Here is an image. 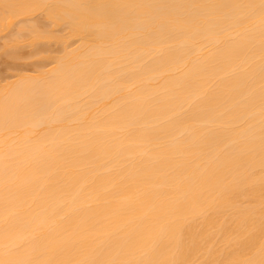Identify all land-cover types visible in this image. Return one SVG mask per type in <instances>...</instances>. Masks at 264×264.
<instances>
[{"label":"bare ground","instance_id":"obj_1","mask_svg":"<svg viewBox=\"0 0 264 264\" xmlns=\"http://www.w3.org/2000/svg\"><path fill=\"white\" fill-rule=\"evenodd\" d=\"M32 3L68 16L13 50V12L29 13L4 6ZM259 3L0 0V260L233 264L257 251L264 27L237 6Z\"/></svg>","mask_w":264,"mask_h":264},{"label":"snow or ice","instance_id":"obj_2","mask_svg":"<svg viewBox=\"0 0 264 264\" xmlns=\"http://www.w3.org/2000/svg\"><path fill=\"white\" fill-rule=\"evenodd\" d=\"M6 9L13 10H27L29 13L28 19L21 21L18 13L13 12V15H17L16 23L21 25L19 31L14 33L13 44L11 45L13 50H18L23 47H32L34 49L38 48L42 43L55 38L58 29H56L57 23L63 21L64 17H67V13H58L59 5H41V4H8L4 6ZM76 7L89 9L95 16L103 19L107 13L104 9L107 6L104 5H78ZM220 7V6H218ZM237 7H246L252 10V14H255V10H259V17L262 27H264V0H260L259 5L250 4ZM40 14H46L48 18V23L52 24V27H47L36 21V16ZM247 18V17H245ZM89 18L87 16L80 17V24H87ZM54 29H56L54 31ZM5 52H8V47L5 48ZM264 139V137H262ZM261 224L264 227V194H262L261 200ZM258 257V258H257ZM0 264H25L23 261L19 260H0ZM75 264H116L115 261H104V260H81L75 262ZM173 264H183L180 261H174ZM233 264H264V242L261 243L257 251L251 252L245 259L241 261H235Z\"/></svg>","mask_w":264,"mask_h":264}]
</instances>
